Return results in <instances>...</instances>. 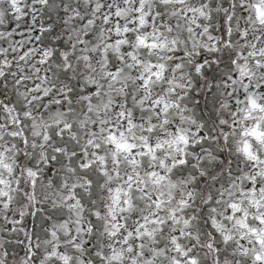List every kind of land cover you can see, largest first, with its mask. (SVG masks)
Here are the masks:
<instances>
[{"label":"snow or ice","instance_id":"snow-or-ice-1","mask_svg":"<svg viewBox=\"0 0 264 264\" xmlns=\"http://www.w3.org/2000/svg\"><path fill=\"white\" fill-rule=\"evenodd\" d=\"M0 264H264V0H0Z\"/></svg>","mask_w":264,"mask_h":264}]
</instances>
